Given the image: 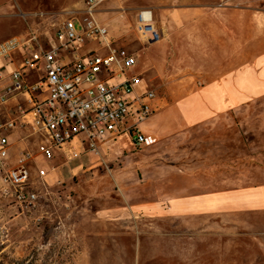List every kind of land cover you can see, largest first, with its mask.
<instances>
[{
  "label": "rangeland",
  "instance_id": "1",
  "mask_svg": "<svg viewBox=\"0 0 264 264\" xmlns=\"http://www.w3.org/2000/svg\"><path fill=\"white\" fill-rule=\"evenodd\" d=\"M208 1L141 0L140 7L118 9L125 20L110 22L111 39L137 51L147 47L136 56L144 68L145 59L154 58L156 49L162 56H172L176 49L171 42L141 41L133 30L137 14L148 11L161 40L168 39L159 26L160 10ZM212 2L214 8H228L239 15L249 38L244 43L249 60L264 50V0ZM82 8L81 0H0V36L7 31L5 41L37 33V29L42 33L43 20L56 23L67 19L68 11ZM80 19L75 17L78 29ZM86 42L96 45L90 39ZM171 56L160 63L163 69L134 70L143 71V79L168 109L180 99L199 97L198 91L232 70L171 69ZM177 61L184 66V59ZM252 70L239 71L234 79L249 71L251 82L264 86L263 69ZM8 85L9 81L0 79V95ZM262 91L264 87L255 92ZM15 103L9 101L15 106L12 117L19 113ZM195 108L184 106V116L194 115ZM182 116L176 112L161 123V116L152 115L139 125L143 134L158 137L153 146L134 148L128 136L122 145H130L129 149H112L101 159L95 155L92 163L56 161L54 177L46 186H37V205L22 215L5 202L10 197L1 186L0 229L6 226L9 232L3 238L0 235V264H264V214L222 212L198 217L155 212L150 217L144 210L149 203L160 211L162 204L165 209L182 206L175 200L184 197L263 186L264 95L203 123L188 126ZM20 136L13 137L12 161L24 147L34 146L20 143Z\"/></svg>",
  "mask_w": 264,
  "mask_h": 264
},
{
  "label": "built area",
  "instance_id": "2",
  "mask_svg": "<svg viewBox=\"0 0 264 264\" xmlns=\"http://www.w3.org/2000/svg\"><path fill=\"white\" fill-rule=\"evenodd\" d=\"M106 1L81 0L83 8L68 11V18L57 26L50 48L35 31L0 43V61L24 53L21 66L8 77L9 85L0 95V104L12 99L19 102L17 116L0 119V181L23 210L37 205V186L49 183L55 160L69 164L86 154L99 157L100 144L109 136H129L136 148L158 142L155 135H145L139 127L155 114L157 93L151 88L137 90L142 75L134 72L135 54L111 40L107 27L97 19V8ZM77 15H81L79 29ZM136 27L147 42L161 39L148 11L137 14ZM86 39L99 46L80 54ZM67 52L73 58L63 62ZM32 73L37 75L35 81ZM16 133L22 135L21 141L34 146L24 147L12 161ZM8 232L3 227L0 235L3 238Z\"/></svg>",
  "mask_w": 264,
  "mask_h": 264
},
{
  "label": "crops",
  "instance_id": "3",
  "mask_svg": "<svg viewBox=\"0 0 264 264\" xmlns=\"http://www.w3.org/2000/svg\"><path fill=\"white\" fill-rule=\"evenodd\" d=\"M212 4L213 2L210 0L208 2H200L199 5L173 9L163 8L160 10L159 26L164 27L166 35H168V39L165 37L162 40L160 39L158 42H171L174 44V48L176 49L174 51L176 52H174L172 56H162L158 54V49H156V56L154 58H151L149 62L147 58L145 59L146 67L144 68L141 65L143 61H139L138 57H136L137 65L134 70L163 69L162 67L160 68L159 65L162 60L169 59L168 56H171V59H174L170 62L174 65L171 69H216L215 71H220L221 69H232L228 71L229 73H227L223 78L212 80L211 83L198 91L197 94L201 98L196 96L180 99L176 103L174 102L172 104L174 107L173 109L164 107V104L161 103V99H158L157 97L155 103L156 112L154 115L161 116V123L164 119L170 117L176 112L180 113L181 116L183 115V122L188 126L191 124L203 123L212 117L225 114L235 107L246 104L264 95V91L255 92L259 89V87L264 86L260 85V83H256L255 81L251 82V73L249 71L242 72L238 77H236V79H234L236 73L245 69H256L258 72L263 69L261 70V73L264 74V50L253 56L252 60H249L250 52L248 47L245 49L244 45L245 42H249V38L244 35L239 15L234 14V12L228 8H214L211 6ZM140 6L141 0H108L97 8L96 17L107 27L109 38L111 39V26L115 24V21L122 23L123 20H125L124 16L120 14L119 11L124 8L133 9ZM103 12H112L113 14L110 17H107L102 14ZM116 15L119 16V18L116 17ZM64 20L56 23L50 21V19L43 20V31H41L42 33H39V30L37 29V33L39 34V38L45 47L50 48L54 45V26L60 25ZM111 21L112 23L114 21V23L111 24ZM133 30L141 41L147 42L138 32L135 25ZM2 32L4 33L0 36V43L1 41L3 42L8 35L7 31ZM113 41H115L116 44L118 43L117 40ZM119 42L121 43L119 46L128 48L130 52L135 54V56H137L138 53L141 54L145 52L147 49V47H144L137 51L134 48L135 46H129L121 41ZM90 45L91 44L89 42L84 44L79 53L85 54L89 50L99 46L98 43H96L94 47ZM72 58L73 54L71 52H67L64 53L62 61L70 62ZM194 58L196 59L195 66H193ZM23 59L24 53L23 51H19L16 52L10 59L0 61V74L3 77L2 80L9 81L8 77L21 66ZM177 59H184V66L177 65ZM191 59H193V61H191ZM233 69L239 70L233 71ZM136 72L142 75V81L137 87V90L141 91L144 88H150L149 83L143 79V71L136 70ZM31 77L33 78L32 81L37 79V75L35 73H32ZM18 103L19 102H16L15 104L17 105ZM184 106L196 107L193 109L194 115L185 117L184 113L186 111L183 109ZM14 108L15 106L9 105V101L7 104H0V119H10L13 115L12 112ZM13 137L11 159L15 142V138ZM161 137H163L162 132L159 133V138L161 139ZM165 137L167 136L165 135ZM123 138L128 140V137H120L119 139H114L113 136L106 137V139H104L100 144L101 154L98 158L91 153L83 155L79 160L82 162L87 161L92 163L96 158H104V156L111 152L112 149H115V152H122L123 150L129 149L131 147L130 145H122ZM20 143L29 145L27 142L23 141ZM31 144L33 145V143ZM134 148L136 147L134 146ZM58 160L60 159L55 160V162ZM55 171H52L49 174L48 182L49 179L54 177ZM35 177L33 176L32 180H37ZM1 186H3V183L0 181V187ZM4 200L8 203L10 208H12L14 213L22 215V213L26 211L23 210L13 199L8 198ZM178 201L183 202L182 206L179 204L181 207H179V205H169L167 206L168 208L165 209L162 204V210L159 211L155 208L153 203H149L145 205L144 210L147 215L148 213L150 214V217H153L155 212L156 214L161 215H194L198 217L217 215L222 212L264 214V185L255 188H244L235 192H215L175 200V202ZM3 227L7 228L6 226Z\"/></svg>",
  "mask_w": 264,
  "mask_h": 264
},
{
  "label": "bare ground",
  "instance_id": "4",
  "mask_svg": "<svg viewBox=\"0 0 264 264\" xmlns=\"http://www.w3.org/2000/svg\"><path fill=\"white\" fill-rule=\"evenodd\" d=\"M152 27H153V29H154L155 31H157L156 28H155L154 22H153V24H152ZM149 34H150V32H148V35H149Z\"/></svg>",
  "mask_w": 264,
  "mask_h": 264
}]
</instances>
